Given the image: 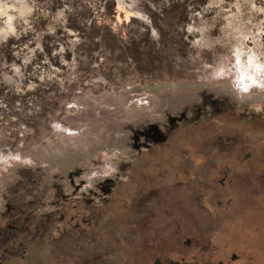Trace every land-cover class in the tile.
Instances as JSON below:
<instances>
[{"label": "rangeland", "instance_id": "obj_1", "mask_svg": "<svg viewBox=\"0 0 264 264\" xmlns=\"http://www.w3.org/2000/svg\"><path fill=\"white\" fill-rule=\"evenodd\" d=\"M156 260L264 264V0H0V264Z\"/></svg>", "mask_w": 264, "mask_h": 264}, {"label": "clouds", "instance_id": "obj_2", "mask_svg": "<svg viewBox=\"0 0 264 264\" xmlns=\"http://www.w3.org/2000/svg\"><path fill=\"white\" fill-rule=\"evenodd\" d=\"M237 83L240 88H242L244 91H247L249 85L246 84L242 79L239 80Z\"/></svg>", "mask_w": 264, "mask_h": 264}, {"label": "flooded vegetation", "instance_id": "obj_3", "mask_svg": "<svg viewBox=\"0 0 264 264\" xmlns=\"http://www.w3.org/2000/svg\"><path fill=\"white\" fill-rule=\"evenodd\" d=\"M188 243H189V241L186 242L185 244H188ZM180 260H182V262L184 263V261H185V257H181ZM179 262H180V261H174V260H172L171 263H164V262H161V264H179ZM183 263H182V264H183ZM219 264H223V263L220 262Z\"/></svg>", "mask_w": 264, "mask_h": 264}, {"label": "water", "instance_id": "obj_4", "mask_svg": "<svg viewBox=\"0 0 264 264\" xmlns=\"http://www.w3.org/2000/svg\"><path fill=\"white\" fill-rule=\"evenodd\" d=\"M154 264H160V261L159 260H156Z\"/></svg>", "mask_w": 264, "mask_h": 264}]
</instances>
